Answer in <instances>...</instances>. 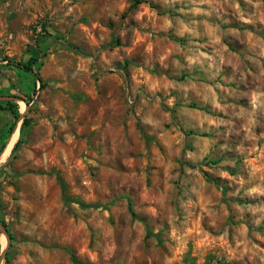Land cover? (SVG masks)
<instances>
[{
    "label": "rangeland",
    "instance_id": "1",
    "mask_svg": "<svg viewBox=\"0 0 264 264\" xmlns=\"http://www.w3.org/2000/svg\"><path fill=\"white\" fill-rule=\"evenodd\" d=\"M128 4L0 0V264H264V0Z\"/></svg>",
    "mask_w": 264,
    "mask_h": 264
},
{
    "label": "trees",
    "instance_id": "2",
    "mask_svg": "<svg viewBox=\"0 0 264 264\" xmlns=\"http://www.w3.org/2000/svg\"><path fill=\"white\" fill-rule=\"evenodd\" d=\"M142 2H147V0H129V4H128L125 12L129 11L131 9H134L138 4H140ZM116 41H117V39L113 38V42H111V44L112 43L116 44ZM36 60H37L36 57L31 56L26 61L18 62L16 65L20 69L25 71L26 73L30 74L34 78V80L39 82V86L42 87V85H43L42 79L38 76V74L33 72V68H32L34 63L36 62ZM21 99L25 100L26 103H28L27 99H25V98H21ZM0 108L7 110L12 116V121H11L10 125L7 127V129L5 130V134L3 135L4 137H6L7 134L12 131L14 124H15L16 120L18 119L19 113L17 112V106H16V102L14 100H0ZM25 123H26V119L23 118L22 124L24 125ZM19 141L20 140L18 138L14 142L13 148L16 147V145L19 143ZM4 146H5V143L2 142L0 145V152L3 150ZM77 203L84 205L81 202H77ZM86 206L96 207L97 205L95 203H88V204H86ZM0 223L5 227L3 220L0 219ZM6 231H7V229H6Z\"/></svg>",
    "mask_w": 264,
    "mask_h": 264
},
{
    "label": "water",
    "instance_id": "3",
    "mask_svg": "<svg viewBox=\"0 0 264 264\" xmlns=\"http://www.w3.org/2000/svg\"><path fill=\"white\" fill-rule=\"evenodd\" d=\"M0 98H5V99H8V98H14L13 96H0ZM20 116V115H19ZM0 232L3 234V236L5 237V240H6V246L8 245V235H7V231H6V228L0 223ZM4 254V250L1 251L0 253V258H2Z\"/></svg>",
    "mask_w": 264,
    "mask_h": 264
},
{
    "label": "bare ground",
    "instance_id": "4",
    "mask_svg": "<svg viewBox=\"0 0 264 264\" xmlns=\"http://www.w3.org/2000/svg\"><path fill=\"white\" fill-rule=\"evenodd\" d=\"M14 135V134H13ZM12 138H13V136H12ZM12 138H11V140H12ZM10 143L8 144V146H7V148L10 146V144H11V141H9ZM7 148L5 149V151L7 150ZM4 151V152H5ZM7 151H9V150H7ZM6 155H7V153H6Z\"/></svg>",
    "mask_w": 264,
    "mask_h": 264
}]
</instances>
